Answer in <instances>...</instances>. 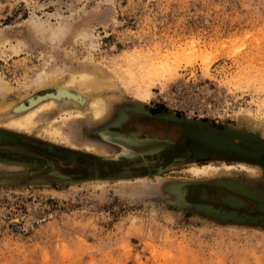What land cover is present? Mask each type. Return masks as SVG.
Wrapping results in <instances>:
<instances>
[{"label": "rangeland", "instance_id": "obj_1", "mask_svg": "<svg viewBox=\"0 0 264 264\" xmlns=\"http://www.w3.org/2000/svg\"><path fill=\"white\" fill-rule=\"evenodd\" d=\"M48 66L62 77L34 87ZM80 72L93 76L82 106L60 102L28 134L3 126ZM0 79V129L18 136L0 141V264H264V0H0ZM69 109L83 115L43 139ZM186 126L210 136L182 140ZM209 164L210 178L190 172Z\"/></svg>", "mask_w": 264, "mask_h": 264}, {"label": "bare ground", "instance_id": "obj_2", "mask_svg": "<svg viewBox=\"0 0 264 264\" xmlns=\"http://www.w3.org/2000/svg\"><path fill=\"white\" fill-rule=\"evenodd\" d=\"M63 72H64V69H60V68H57L55 66H50V67L48 66L44 70L43 75L37 76L35 81H33L34 87H35V85L37 87H43V86L48 87L49 85H54L55 83L57 84L60 77H62L61 75ZM68 78L69 79L67 81H64L63 83L56 85L54 91L45 90L44 93H40V94L38 93V94H35L34 96H31L30 99H28L26 102L18 105V108L13 107V112L18 113V114H16L15 117L11 118L9 121L4 123L5 125H3V126L9 127V128H14L17 130H21V131H24V133L28 134L33 130V128L35 126L36 117L39 116L40 114L42 115V114L53 113L52 111H54L58 107V104L60 102L63 104H69V103L77 104V105L80 104L82 106L83 103H85V97L83 96V93L78 88L83 84L91 83V81H93V76L91 74L86 73V72H80L77 74H72ZM46 85H48V86H46ZM94 85H96V84H94ZM8 89H9L8 85L2 79H0V93H2V92L5 93L6 91H8ZM91 89L92 88H90V90ZM138 103L140 105L143 104V102L141 100ZM8 107H10V105H6L2 108L6 109ZM88 107L92 113L93 118H96V119L101 117L103 115V113L105 112V109H107L105 102L100 98H93L88 103ZM117 111H119V110H117ZM82 113L83 112L79 109H69V110L64 111L60 115H58V117H56V118L53 117L54 118V119H52L53 121L50 122L49 124H47V126H45L44 129L42 128V130H43L42 133L44 135L43 139H48V141L54 140L55 142L58 141L59 138L62 136V131H61L60 125L65 123L67 121V119H69V118L79 117V116L83 115ZM138 124L140 125V122ZM146 124H147V122H146ZM141 125H143V123ZM0 130H2V129H0ZM2 131H4V130H2ZM5 133L12 135L8 131H5ZM261 135H263V133ZM15 138L16 137H14V136L12 139L6 138V137H4V138L1 137L0 140H2V139L14 140ZM71 140H72V137H71ZM35 142H37V144H40L42 146V144L39 141H35ZM64 142L67 144V146H69V148L70 147L77 148L76 145L73 144L70 141V139H68V138H66ZM85 149L87 151L92 152L93 154H96V153L99 155L102 154L101 149L99 150L98 148L91 146V145H86ZM53 152L58 153V154L61 153V151H59V150H53ZM76 155H77L76 153L72 152V153H70L69 158L74 160L76 158ZM87 163L91 166L92 170L97 171V166H95L97 161L94 157L87 156ZM239 166H240L239 168H241V170H244L247 172H255V174H256L258 171V169L256 171V168H250L249 166H247L243 163H241ZM232 168H234V167L228 166V165L225 166V170H227V171L231 170ZM124 169H123V171H124ZM130 169L131 168H129V170ZM218 169H219L218 167L209 164V165H203L201 167H199V166L192 167L190 169V172H191V174H193L194 177L210 178L211 176L218 173V171H219ZM52 170H54V169H52ZM150 170L151 169H149L148 172ZM56 172H59V173H56ZM60 172L61 171L59 169H56L55 171L51 172L50 174L57 177V178H60L61 180H69V177H67V175H65L63 172L62 173H60ZM121 173L116 175V177H120L119 178L120 182H130L131 181L129 178L130 176L127 175V174H129V172H124L123 173L124 176ZM137 173H139V174H136L132 171L131 174H133V176H134L133 181L142 183V182L154 180L152 172H149L148 175H145V176L140 175L139 171H137ZM88 184L92 185L90 183H88ZM229 195H232L235 198H239L241 201H243V205L242 204L234 205V204L230 203L228 200L225 199V197H227ZM217 196H218L217 198L220 201H225V202L229 203L230 205H234L236 207H243V206H247V204H248L246 202V200H244V199H242L236 195H233L231 193H224L223 192V193L217 194Z\"/></svg>", "mask_w": 264, "mask_h": 264}, {"label": "flooded vegetation", "instance_id": "obj_3", "mask_svg": "<svg viewBox=\"0 0 264 264\" xmlns=\"http://www.w3.org/2000/svg\"><path fill=\"white\" fill-rule=\"evenodd\" d=\"M152 115L153 116H158L159 114L158 113H156V112H153L152 111ZM149 129L150 130H152V132H153V130H155L156 129V127H157V125H156V123H153V122H151V123H149ZM194 131H195V133H194ZM203 132V133H202ZM179 134V136L181 137V139L182 140H189V141H191V142H193V140H191L192 139V136H196V137H194V138H196V139H194L196 142H198L199 143V141H203L204 139H208V136H210L208 133H206V131H203V130H201V129H198V127H196V126H186L182 131H181V133H178ZM195 134V135H194ZM182 140H180V143H178V145L174 148V150L172 151V152H174L175 150H177L179 147H181L179 144H181V141ZM162 157V155H156L155 157H153V158H161ZM263 161H264V158H263ZM152 169V168H151ZM132 171V170H131ZM122 171H120V172H118V173H115V174H120Z\"/></svg>", "mask_w": 264, "mask_h": 264}, {"label": "water", "instance_id": "obj_4", "mask_svg": "<svg viewBox=\"0 0 264 264\" xmlns=\"http://www.w3.org/2000/svg\"><path fill=\"white\" fill-rule=\"evenodd\" d=\"M5 132V131H4ZM14 137H18L16 134H13V133H11ZM21 140L23 141V142H29V143H31L32 145H36V146H41L40 144H37V142H35L34 140H28V139H26V138H21ZM1 141V140H0ZM77 155H78V153H76ZM76 155V156H77ZM98 166H99V164H97ZM100 167V166H99ZM98 167V168H99ZM104 170H108V167L107 166H103L102 167ZM56 169H54V170H51V171H49V172H47V175H49V176H52V177H55V176H53V175H51L50 173L51 172H53V171H55ZM93 172L96 174L97 172H98V170L97 171H95V170H93ZM66 175V174H65ZM67 177H69L68 175H67ZM69 180H71V178L69 177ZM224 203H226L227 205H229L230 207H232V208H241V207H236V206H234V205H230L229 203H227V202H225V201H223ZM248 203V202H247ZM244 207V206H243ZM247 207H249L251 210H253L251 207H250V205L249 204H247Z\"/></svg>", "mask_w": 264, "mask_h": 264}]
</instances>
